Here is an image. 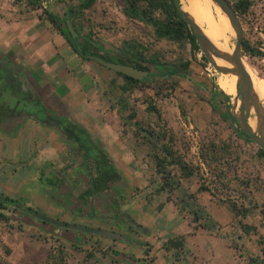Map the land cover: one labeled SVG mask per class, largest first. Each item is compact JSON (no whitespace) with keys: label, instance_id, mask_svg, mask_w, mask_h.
<instances>
[{"label":"rangeland","instance_id":"obj_1","mask_svg":"<svg viewBox=\"0 0 264 264\" xmlns=\"http://www.w3.org/2000/svg\"><path fill=\"white\" fill-rule=\"evenodd\" d=\"M79 1L42 0V6L64 18L68 8L77 6ZM180 2L182 4L181 0ZM263 9L264 2L256 0L248 16L239 19L243 38L260 53L259 56L252 58L242 53V61L247 66L253 89L264 107V52L260 51L264 45V15L260 13ZM40 13L27 12L24 5H15L13 0H0V25L10 27L16 23H33ZM82 20V35L91 30L95 39L102 43L103 51L109 55L121 53L124 42H135L150 52L159 54L161 63L166 65L161 70L171 67L184 74V77L180 75L171 79L147 78L141 84L144 86L134 89L127 100L136 112L135 119L127 120L125 115L128 112L119 116L117 106L112 110L113 118L108 122L110 127L106 133L100 132L101 130L97 128L92 130L96 140L104 141L103 133L112 135L115 139L116 136H121L122 139H126L127 146L136 138L134 131L140 133L138 146H135V153L139 155L137 160L131 163L125 159L112 160L119 171L126 172V175L120 171L122 180L112 185L110 191L97 194L91 202L86 196L84 200L82 199L84 192L81 191L82 194H76L74 201L65 197L64 201L58 202L54 198L57 191L54 192L50 188L49 196L52 195L53 199L48 205L43 206L35 201L30 204L18 199H15L17 203L9 204L0 198V203L5 208L0 210V213L7 217L5 221L0 219V264H47L48 254L60 256L64 264H250V257L261 255V248L257 245L259 238L262 241L261 247L264 248V223L260 224L258 210L252 209V206L261 205L262 202L260 203L257 195L252 194L251 189L244 188L242 183L255 180L257 173L264 175V164L256 158L257 147L252 143L238 140L230 125L224 121L227 117V103L222 95L225 93V86L220 74L203 59L202 54L191 51L188 43L178 45L157 40L151 28L127 20L115 0H95L90 8L83 11ZM44 24L48 23L44 21ZM48 26L50 27L49 24ZM203 26L209 27L212 31L218 27ZM228 29L229 32L224 31L222 38L226 37L224 48L230 54L235 38L232 28ZM256 59L259 61L258 64ZM180 64H189L191 69L188 65L186 70H181ZM149 69L152 73L157 71L154 67ZM157 69L160 70V67ZM119 81L122 83L120 78ZM6 87L1 79L0 102L9 94L5 92ZM206 88H211L212 91H206ZM210 93L215 95L214 100ZM108 95L109 97L113 95L114 101L118 102L117 89L115 95L111 91ZM216 99L218 102H215ZM144 100L159 112L160 124L175 139V149L183 161L195 170L191 178L182 182V188L188 197L195 195L196 202L208 216L201 222L206 223L209 230L201 228L199 222L191 223V216L180 210L185 206L181 203V195L177 193L172 196V205L169 209H160L159 204L165 201V195L157 196V199L151 202L154 206L145 200L149 191H154L155 184L151 187L153 172L150 158L147 156L150 154V147L145 139L147 135L142 129L147 123L154 122L156 115H148L145 112ZM106 109H110L109 105ZM205 110L209 111V122L200 126L196 119L204 117ZM24 116L26 115L1 118L11 121ZM2 122L4 121L0 123ZM251 122L254 123V117ZM212 141L229 143L235 153L228 158L231 165L229 168L222 165L223 174H220L219 170L214 171L213 165L210 166L201 158V149ZM48 161L51 162V159ZM216 175L222 176L226 186L219 183ZM82 178L84 187H87V175H82ZM200 186L207 187L209 191L197 194ZM212 193L215 197L211 196ZM114 198L117 205L112 201ZM217 201L242 203L249 210L244 222L257 229V234H251L249 241L246 238L239 240L236 236H230L228 239L230 247L235 244L238 251L230 250L229 245L223 244L220 240V235L224 231L220 230L221 226L217 220L219 215L216 208L210 213L207 207L212 206L213 202L216 204ZM27 207L33 209L34 213L64 223L65 226L40 222L25 209ZM214 224L215 226H211ZM228 226H232L231 232L225 231L228 234L234 232L235 228L239 229L238 219ZM184 235L186 243L178 254L163 249L165 241ZM58 250L63 251V254L59 255Z\"/></svg>","mask_w":264,"mask_h":264},{"label":"crops","instance_id":"obj_2","mask_svg":"<svg viewBox=\"0 0 264 264\" xmlns=\"http://www.w3.org/2000/svg\"><path fill=\"white\" fill-rule=\"evenodd\" d=\"M261 12L264 15V9ZM258 62L256 59V64ZM104 70L108 69L80 59L66 40L42 20L16 23L10 27L0 25V74L9 78L13 89L20 90V96L32 97L38 103L29 109V114L18 119L5 121L0 115V120L4 121L0 123V197L30 204L35 201L43 206L53 199L52 195L49 196L51 190L57 191L54 198L58 202L64 201L65 197L74 201L76 194L86 190L82 178L85 172L75 147L58 131L60 119L89 133L111 160L125 159L131 163L138 159L139 155L135 153V146L139 143L137 138L127 146L126 139L121 136L115 139L112 135L104 134L110 127L108 122L113 118L112 110L117 107L113 95L109 97L108 93L111 91L115 95L117 86L122 85L111 70V73ZM180 75L184 76L177 71L175 76ZM205 90L212 91L211 88ZM210 95L214 100L215 95ZM107 105L110 109H106ZM204 113V117L196 119L200 126L209 122V111L205 110ZM94 128L104 132V141H97L93 137ZM120 171L126 175V172ZM261 174L257 173L256 179L250 180L249 190L263 203L264 175ZM160 194L166 196L165 201L159 204L160 209H169L171 201H167L165 193ZM160 194L155 195L150 190L145 200L153 203ZM152 203L150 205L154 206ZM212 204L206 205L210 213L214 208L217 210L219 229L224 231L220 235L223 244H230L228 239L231 235L249 241L251 234L246 236L238 228L231 234L226 233L232 230V226L228 225L238 219L228 203L217 201ZM182 237L186 239L185 235ZM230 248L234 250L232 245Z\"/></svg>","mask_w":264,"mask_h":264},{"label":"trees","instance_id":"obj_3","mask_svg":"<svg viewBox=\"0 0 264 264\" xmlns=\"http://www.w3.org/2000/svg\"><path fill=\"white\" fill-rule=\"evenodd\" d=\"M15 5L22 4L26 8L27 12L40 11L37 15L39 20L48 23L52 30L60 34L66 42L70 45L74 53L83 61L92 62L85 58L83 55H96L103 58L108 62H117L119 64L129 65L136 67L140 70L148 72L150 78L154 77H166L171 79L177 75V71L171 69V67L161 70L165 64L161 63L159 54L150 52L147 48L135 42H124L121 49V53L111 56L103 51L102 43L95 39L91 30H88L84 35L83 30V11L90 8L95 0H80L75 7H69L64 14V18H60L58 15L46 10L42 6V0H13ZM122 15L133 23H140L146 27L151 28L153 36L157 40H164L171 43H177L182 45L188 43L191 51H198L194 37L190 28L183 22L178 14L173 0H115ZM234 8L238 18L243 19L248 16L252 11L254 1L253 0H228ZM69 19L72 26L77 33L76 37H73L69 33L65 21ZM82 20V21H80ZM243 55H248L249 58L259 56L258 50L251 45L246 39L243 38L242 43ZM203 57V56H202ZM204 59V57H203ZM205 60V59H204ZM94 63V62H92ZM96 64V63H95ZM98 65V64H97ZM189 64H180L181 70H186ZM101 66V65H99ZM103 67V66H102ZM149 67L156 68V72L152 73ZM160 67V70L157 69ZM105 68V67H104ZM109 70V69H108ZM113 72V71H112ZM118 78L121 79L122 85L117 86V92L119 93V99L116 103L118 106L119 115H125L127 120H133L136 117V112L133 107H130L128 98L134 89H140L141 85L147 78L142 80H135L131 77L123 75L121 73L113 72ZM223 95L225 101H228V97ZM145 112L148 115H156L154 122H149L146 127L142 129L147 135L145 137L146 142L150 147V162L153 172V181L150 183L155 184L154 193H165L167 195V201H172V196L177 193L181 195V203H184L182 212H186L191 216V223L199 222V226L203 229L209 230L210 228L206 223H202L205 220L206 213H203L202 208L196 202L195 195L187 196L185 190L183 192L182 182L191 178L195 170L194 168L183 161L178 151L175 149V139L160 124V114L151 106L146 100ZM30 108H27L29 112ZM227 122L233 130V134L238 140H243L245 143H251L247 137L239 131L235 120L227 113V117L224 120ZM138 124V123H136ZM235 124L236 127H233ZM58 131L67 141H70L75 147L76 155L79 156L83 170L88 177V185L84 191L82 199L86 198L91 202L97 194L110 191L112 185L117 184L122 180L120 172L115 168L112 160L107 153L99 145L98 142L93 140L89 133L79 128L74 124H70L63 119H60ZM134 136L138 139L139 131H134ZM235 154L232 150V146L226 142H209L208 145L201 149V158L204 162H208L213 170L223 174L222 165H226L229 168L230 161L228 158ZM256 158H258L262 164H264V151L257 148L255 151ZM235 158V155L234 157ZM218 181L223 186H226L222 181V176L216 175ZM244 188H249L248 182H243ZM209 191L207 187L200 186L197 190V194L201 192ZM211 196L215 197L212 193ZM1 201L9 204L17 203L14 199L8 197H0ZM115 205L117 200L112 199ZM88 202V201H87ZM250 202V201H249ZM228 206L230 210L238 218V227L240 231L248 236L250 234H257V229L253 225L246 224L244 220L247 219L249 210L246 209L242 203L236 204L229 201ZM257 209L260 215V224L264 223V202L261 205H254L252 209ZM29 212H35L30 207L25 208ZM0 210H5L3 204L0 203ZM181 212V211H180ZM181 212V213H182ZM0 219L2 221L7 220V217L0 213ZM211 226H215L211 225ZM261 238H259L257 245L260 246V256L250 257V264H264V248L261 247ZM185 240L182 236H177L165 241L163 249L168 252L174 251V254H178L184 248ZM232 248L238 251L235 244ZM59 255L63 254V251H57ZM91 256V255H89ZM47 264H64L63 258L58 255L48 254L46 258Z\"/></svg>","mask_w":264,"mask_h":264},{"label":"water","instance_id":"obj_4","mask_svg":"<svg viewBox=\"0 0 264 264\" xmlns=\"http://www.w3.org/2000/svg\"><path fill=\"white\" fill-rule=\"evenodd\" d=\"M214 6H216L220 12L227 19L230 27L233 30L235 38V44L231 53H225L219 50L202 32V30L195 23L193 18L182 9L180 0H173L174 5L180 18L190 28L194 37L195 43L199 48L205 61L212 66L215 72L219 74H231L236 76L237 81L235 85V94L233 96L224 95L228 97L227 113L235 120L237 128L241 131L247 139L254 144L257 148L264 151V107L259 101L258 95L255 93L250 77L243 66L242 61V43H243V29L240 19L236 15L234 8L228 0H210ZM65 25L73 37L77 36L72 23L69 19L65 21ZM90 61L105 67L116 73H121L135 80H142L144 78H150L149 74L145 70H140L136 67L119 64L117 62H108L103 58L96 55H83ZM217 61L224 62L230 67L220 66L216 64ZM184 77V76H183ZM186 77V76H185ZM2 107L8 112H1L3 117L16 116V113L21 115L29 114L25 106L22 104V100L19 97L10 92L5 95ZM225 100V99H224ZM9 110L11 111L9 113ZM254 127L249 124V120H253ZM236 127L235 124H232ZM33 217L39 219L43 223H51L58 226H62L61 223L54 221L43 215L30 212Z\"/></svg>","mask_w":264,"mask_h":264},{"label":"bare ground","instance_id":"obj_5","mask_svg":"<svg viewBox=\"0 0 264 264\" xmlns=\"http://www.w3.org/2000/svg\"><path fill=\"white\" fill-rule=\"evenodd\" d=\"M182 9L186 11L202 30L204 35L222 52L228 53L224 46L226 45V37L223 39L224 31L229 32V23L225 16L219 12L220 10L214 6L210 0H181ZM219 23V24H218ZM217 26V29L212 31L207 26ZM216 64L220 66L230 67V65L217 61ZM243 66L247 71V66L243 62ZM223 84L225 86V94L233 96L235 94V85L237 78L231 74H220ZM254 84V83H253ZM257 86V85H256ZM250 126L253 128L254 123L249 120Z\"/></svg>","mask_w":264,"mask_h":264},{"label":"flooded vegetation","instance_id":"obj_6","mask_svg":"<svg viewBox=\"0 0 264 264\" xmlns=\"http://www.w3.org/2000/svg\"><path fill=\"white\" fill-rule=\"evenodd\" d=\"M3 75L0 76V78H2V80L4 81V84L7 85V87L5 88V92H12L14 94H16L20 100H22V104L25 106V108H34L35 106H37V101H35L32 97H22L20 96L18 93H19V89H13L11 86L12 84L9 82V78L4 74V76L2 77ZM18 91V92H17ZM2 97V93L0 92V98ZM2 104H3V101L0 102V112H3L5 109L2 107ZM8 111V110H7ZM11 111L9 110V113ZM6 113V112H5ZM8 113V112H7ZM1 114V113H0ZM18 115V114H17ZM39 220V219H38ZM40 221V220H39ZM42 222V221H40ZM62 226H65V224L63 223ZM87 231V230H85Z\"/></svg>","mask_w":264,"mask_h":264},{"label":"built area","instance_id":"obj_7","mask_svg":"<svg viewBox=\"0 0 264 264\" xmlns=\"http://www.w3.org/2000/svg\"><path fill=\"white\" fill-rule=\"evenodd\" d=\"M262 46H263V48H261L260 51L264 52V45H262ZM198 52H199V54H201L199 50H198Z\"/></svg>","mask_w":264,"mask_h":264}]
</instances>
